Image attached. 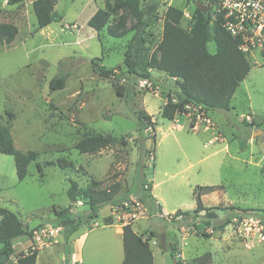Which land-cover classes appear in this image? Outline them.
I'll list each match as a JSON object with an SVG mask.
<instances>
[{"label": "rangeland", "instance_id": "1", "mask_svg": "<svg viewBox=\"0 0 264 264\" xmlns=\"http://www.w3.org/2000/svg\"><path fill=\"white\" fill-rule=\"evenodd\" d=\"M107 1L114 2L58 0L56 27L37 29L35 13H24V17L19 18L17 7L0 0V22H18L19 27L18 35L10 44L0 38V124L12 120L16 149L40 152L39 158L28 167V181L14 189L8 187L9 181L0 179V187H3L0 207L17 212L25 223L33 226L43 216L40 208L48 203L50 190L55 192V204L63 207L70 204L67 195L70 178L78 181L82 189L87 187L91 177L104 181L103 186L119 183V201L130 194L143 195V184L150 186L159 182L156 192L164 196L167 212L189 210L190 215L175 222L151 216L131 224L138 233L147 236L153 231L158 235L162 247L150 241L154 264H176L177 260L180 264H264V241L244 236L236 222L246 214L264 212V60L250 61L252 69L238 86L229 111H210L215 129L193 131L189 121L187 124L184 120L187 116L176 114L174 119L168 120L161 115L162 96L169 89L176 91L178 81L161 75L158 80L166 89L156 95L150 90H140L128 77L119 87L118 78H107L94 71L93 62L102 63L94 56L102 55L103 41L105 48H109L104 65L123 61L119 66L127 76L124 58L136 23L128 9L120 8L111 15L101 40L93 38L85 42L87 48L83 51L88 57L73 52L75 47H84V44H72L77 32L81 27L83 31L90 28L82 22L93 9L105 8ZM153 3L159 4L158 15L148 28L147 43L140 51H134L136 59H148L160 41L168 6L190 14L194 8L191 0H140L141 7ZM76 16L77 20H73ZM181 24L190 27L185 16ZM108 28L115 32L124 30L127 34L121 38L110 37ZM213 47V43L209 44L211 51ZM60 69L69 74L66 87L50 91L49 82ZM157 74L155 70L154 76ZM141 112L150 114L156 122L155 129L148 130L149 137L143 141L138 132ZM92 129L116 137V143L93 154H81L75 144ZM215 130L220 135L209 144ZM143 148L149 153L142 154ZM202 157L206 158L198 162ZM62 158L73 161L75 168L64 171L47 164V161L57 162ZM37 164L42 166L45 183L38 180L41 174ZM198 185H219L217 190L202 196L204 206L213 207V212L218 214L216 219L203 217L204 210L198 216L192 212L197 206L193 189ZM143 196L148 204L152 202ZM80 201L72 205L71 212L88 222L90 205ZM109 208V204L102 207L90 224L71 238L66 228L56 227L58 232L61 229L63 232L56 233L60 246L37 250L36 264H65L66 258H70V264H120L124 256L122 236L116 225L103 222ZM154 218L158 227L150 224ZM226 221L223 228H215ZM34 228L30 230L33 232ZM84 231L87 236L80 245L77 239ZM15 244L12 259H17L25 250L34 251L30 235L17 237ZM169 247H174L172 254ZM73 252L81 253V260L74 259ZM179 252L182 255H178Z\"/></svg>", "mask_w": 264, "mask_h": 264}, {"label": "trees", "instance_id": "2", "mask_svg": "<svg viewBox=\"0 0 264 264\" xmlns=\"http://www.w3.org/2000/svg\"><path fill=\"white\" fill-rule=\"evenodd\" d=\"M24 0H8L9 5H14ZM58 0H34L33 10L37 18V29H42L56 21L58 14L55 6ZM158 3L146 4L141 7L140 0H114L107 1L105 8H99L89 19L88 25L97 32H102L112 14L120 8L128 9L136 19L134 34L127 46L124 62L127 66V76L121 67H108L93 62L94 71L101 76L119 79L115 70L130 78L135 84L139 78H154L152 69L162 71L170 79L176 78L178 88L176 91L170 89L178 97L176 103L171 100L163 106L162 117L172 120L177 113L188 112L186 104L200 105L208 111L222 110L229 111L232 98L240 85L252 69L249 58L239 49L230 33L220 24L210 25L206 14L197 6L192 11L190 27L182 26L184 11L175 6H168L164 13V26L162 37L154 48L152 54L146 60L136 59L134 51H140V47L148 41L147 31L152 21L158 15ZM0 9V14H1ZM19 33V27L12 22H0V38L5 43L10 44ZM107 33L111 37L121 38L127 32L122 30L115 32L108 28ZM215 45L212 52L209 44ZM102 60L101 57L98 58ZM69 74L60 69V72L52 77L49 82L50 91L61 90L66 87ZM123 85L120 84L119 87ZM119 93L121 91L119 90ZM12 120L8 123L0 124V154L11 155L14 158L17 177L23 180L29 173L28 167L39 158L40 152L28 150L19 151L15 148L11 133ZM155 129L156 122L152 116L145 112L138 115V132L142 135L141 141L147 138L149 127ZM146 132V134H144ZM155 140L156 133L153 135ZM138 138H134L136 141ZM117 138L112 135H105L95 130L79 139L75 148L81 154H93L99 152L116 143ZM142 148V147H141ZM140 148V149H141ZM142 154L149 151L142 149ZM48 165L57 166L63 170L75 168V164L67 159L47 161ZM43 175L42 166L37 164ZM79 169V168H77ZM83 169V168H82ZM67 188V195L72 203L84 200L90 205L89 218L92 220L98 215V211L107 204H114L119 201L121 186L119 183L103 186L104 181L95 180L91 177L86 188L82 189L79 182L70 178ZM145 186V184H143ZM150 187V186H149ZM219 185H198L193 189L197 206L192 211L197 216L201 214L205 218L216 219L218 214L213 212V207H206L203 204L202 196L215 191ZM145 187L143 195L145 194ZM144 197V196H143ZM146 200V197H144ZM151 206L153 203H149ZM72 204L68 207L55 210L56 223L67 229V236L76 232L84 223L82 218L75 217L72 212ZM176 216L183 214L186 218L190 215L189 210L178 209ZM0 264H36L38 251L21 252L15 261L12 256L15 254L13 239L23 235L32 234V230L23 222L18 213L5 207H0ZM88 220V221H91ZM176 221V220H175ZM105 224H111V220L106 219ZM227 224L222 222L215 226L216 229L223 228ZM152 235L138 233L132 225L123 226L122 239L124 248V259L121 264H154V255L150 241L156 234ZM169 251H174V247H169ZM176 264H180L179 260Z\"/></svg>", "mask_w": 264, "mask_h": 264}, {"label": "built area", "instance_id": "3", "mask_svg": "<svg viewBox=\"0 0 264 264\" xmlns=\"http://www.w3.org/2000/svg\"><path fill=\"white\" fill-rule=\"evenodd\" d=\"M194 6L198 5L205 8L210 25L216 23L223 26L237 43L239 49L253 63L264 60V0H191ZM184 16L192 20V14L184 11ZM70 27V25H68ZM190 26V25H189ZM75 27V25H71ZM119 75V82H125L126 76L119 74V70H115ZM159 78L143 77L136 82L137 88L140 90H150V92L160 95L165 91V87L158 80ZM176 78H173L175 80ZM163 81V79H162ZM164 105L170 100L174 103L178 101L175 93L169 89L166 95L162 96ZM185 108L188 112L177 113L178 116L184 115L189 119V127L193 131L201 129H215L214 120L210 111L195 104H186ZM177 120V119H175ZM174 121V120H173ZM179 126V122L177 123ZM176 126V125H175ZM148 130H152L150 126ZM216 133V135H215ZM220 132L215 130L213 137L208 140L209 144L217 140ZM146 191L150 189L149 185H145ZM151 216L161 219L167 218L169 221H179L184 218L183 214L176 216L174 213H166L157 205L148 204L143 195L130 194L127 198L111 205L110 214L111 224L118 227L131 225L141 219H149ZM236 222L239 224L240 232L247 238H254L260 242L264 241V212L250 213L242 216ZM59 228H55L49 224H44L33 229L31 238L34 241V250H41L50 244L57 235ZM182 244L178 247L180 251ZM184 246V245H183ZM182 255V252L177 253ZM16 258L13 257L12 261ZM76 262V260H75Z\"/></svg>", "mask_w": 264, "mask_h": 264}, {"label": "crops", "instance_id": "4", "mask_svg": "<svg viewBox=\"0 0 264 264\" xmlns=\"http://www.w3.org/2000/svg\"><path fill=\"white\" fill-rule=\"evenodd\" d=\"M6 2L8 0H5ZM33 1L34 0H24L23 2H20V3H17V4H14L15 7H17L16 9L19 10V12L17 13V17L19 18H23L24 17V13H27L28 15H31L34 13L33 11ZM10 6H13V5H10ZM57 9V8H56ZM99 8H95L93 9L92 11L89 12V15L84 19V21L82 22V24L84 25H88V21L89 19L95 14V12L98 10ZM59 13H61V11L59 10ZM62 14V13H61ZM30 18V16H29ZM73 20H77V16L75 17V19ZM18 22H16L15 24H17ZM54 23H56L55 21H53V23H51L50 25L42 28V29H45V28H51V27H54ZM82 25V26H83ZM55 27H56V24H55ZM54 27V28H55ZM90 27V26H89ZM102 32H97L96 30H94L92 27H90L89 29L87 30H82V27H81V30L79 32H77L76 34V41H72V44H84V47H81L78 48V47H75V50L73 51L75 54H79L80 56L82 57H88L85 55V52L83 51L84 48H87V44L85 43L86 41H88L89 39H93V38H99L100 39V36H101ZM103 35V34H102ZM108 35V34H107ZM109 36V35H108ZM105 37V36H104ZM103 37V38H104ZM111 37V36H110ZM101 40V39H100ZM69 44L71 45V41H69ZM105 42L103 43V41L101 42V46H102V55L101 56H94V57H101L102 60H101V65H104V58H105V54L107 53L108 49L109 48H105ZM213 49H212V52L215 51V45L213 44ZM117 46H114L113 49H116ZM120 50L122 48V46H119ZM125 48V46H124ZM123 49V48H122ZM123 53V52H122ZM90 58V57H89ZM93 58V57H92ZM123 62V61H121ZM121 62H119L118 64H115V65H109L108 67H115V66H118L120 67L119 65L121 64ZM106 66V65H105ZM155 70L157 69H152V74L154 76V72ZM159 74H157L158 78L163 75L165 76V74L160 71V70H157ZM156 78V76H154ZM232 103V102H231ZM185 122H187L188 124V117H185L184 118ZM79 140V139H78ZM77 140V141H78ZM205 146V145H204ZM28 151V150H27ZM1 158H0V179L2 180V182L4 181H9V185L8 187H12V188H16L18 187L19 185H21L22 183H25L26 181H28V179H30V175L28 173V175L23 179V180H19L18 177H17V171L15 169V163H14V159L13 157L11 158L10 155H7V154H1ZM188 155V154H187ZM206 157H202L198 160L199 161H202L203 159H205ZM71 161V160H69ZM73 162V161H72ZM74 163V162H73ZM75 164V163H74ZM53 166V165H52ZM55 167V166H54ZM64 171H68V170H64ZM41 174V173H40ZM44 176V172H43V175H41L39 177V181L42 182V183H45V180L43 178ZM43 178V179H42ZM95 179V178H94ZM97 180V179H95ZM159 184V182L157 183H150V191L147 193L149 195V198L151 199L152 203L157 205L159 208H161L164 212L168 213L167 212V207L165 205V199H164V196L162 195V193L160 191H157L156 192V187L157 185ZM3 187H0V192L2 190ZM53 195H55V192H53V190H50L49 193H48V203L46 202L45 205L43 207L40 208L41 212H42V218L40 221H38L35 225L31 226L29 223H26V225L28 226L29 229L31 228H34V227H37V226H40V225H44V224H49L53 227H58L59 225L56 223L55 221V218H56V214H55V210L56 209H60V208H65V207H68L70 204H78V202H81L80 200H78L77 202H70V204L68 206H61V205H57L53 202ZM14 200H18V197H14ZM112 204H109V207H111ZM176 208H174L173 210H175ZM102 210V208H101ZM110 210V208H109ZM101 212V211H100ZM17 213V212H16ZM100 214V213H99ZM110 214V211L106 214V215H103V222L106 220L105 217H108ZM20 216V215H19ZM1 219V218H0ZM22 219V218H21ZM109 220V218H107ZM24 222V221H23ZM91 221H88V222H84L81 227L76 231V232H79L81 230V228L84 226V225H89ZM25 223V222H24ZM158 221L155 220V218L150 221V224L154 227H158L157 225ZM98 222H96V225L98 226ZM105 224V222H104ZM106 225V224H105ZM109 225H112V224H109ZM149 225H147L146 227H148ZM145 227V228H146ZM63 228V227H62ZM117 232L121 234L122 236V231H123V227H118L117 226ZM60 231V230H59ZM76 232H74L72 235H70L69 238H71L74 234H76ZM63 232H62V229H61V232H58L59 235H61ZM59 235H56L52 242L50 244H48L46 246V248H55L56 246H60L61 244V241L58 240V236ZM87 236V231H84L83 233L80 234V236L78 237L77 240H79V244L82 245L85 238ZM157 236V237H156ZM155 237H153V239L151 240L152 243H155V244H158L162 247L161 244H159L158 242V235H156ZM17 240V237L15 239H13V246L15 247V253H16V244H15V241ZM169 242V241H168ZM151 243V244H152ZM122 244H123V239H122ZM1 243H0V248H1ZM22 249H24V247H22ZM152 249V247H151ZM153 251V249H152ZM25 252L27 253V251L25 250ZM123 252H124V248H123ZM153 255H154V251H153ZM72 257L75 259L76 257L79 258V260H81V253H76V252H73L72 253ZM123 259H124V256H123ZM123 261V260H122ZM154 261H155V257H154ZM122 263V262H121ZM120 263V264H121Z\"/></svg>", "mask_w": 264, "mask_h": 264}, {"label": "water", "instance_id": "5", "mask_svg": "<svg viewBox=\"0 0 264 264\" xmlns=\"http://www.w3.org/2000/svg\"><path fill=\"white\" fill-rule=\"evenodd\" d=\"M203 11H205V8L204 7H202V6H200V5H198ZM65 264H70V258H66V260H65Z\"/></svg>", "mask_w": 264, "mask_h": 264}]
</instances>
